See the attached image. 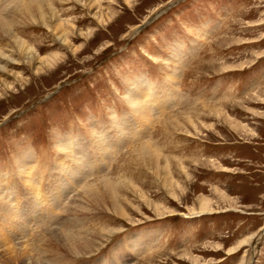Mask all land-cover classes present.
I'll list each match as a JSON object with an SVG mask.
<instances>
[{
  "label": "rangeland",
  "instance_id": "374dc122",
  "mask_svg": "<svg viewBox=\"0 0 264 264\" xmlns=\"http://www.w3.org/2000/svg\"><path fill=\"white\" fill-rule=\"evenodd\" d=\"M99 1V10H87L75 0L52 7L60 14L68 10L63 19H73L70 47L42 20L38 27L14 32L38 47L36 67L63 54L67 60L55 68L35 76L27 64L0 62L7 67L2 71L21 72L27 80L23 85L8 71L0 73L1 90L3 83L16 85L0 93V187L9 185L11 191L4 197H19L16 204L32 220L22 185L23 162L31 159L30 176L42 197L55 177L57 186L64 180L67 189L62 201L51 206V216L43 212L46 220L52 219L49 226L37 229L35 219L27 227L20 220L22 231H13L8 241L0 238V258L18 236L23 238L19 243L33 244L40 231L41 241L33 245L42 248L39 254L47 264H264V0ZM110 3L116 16L102 26L98 20ZM88 29L95 31L94 38L83 36ZM139 83L149 90L144 105L132 101ZM168 87L176 92L165 103ZM146 107L151 112L147 125ZM175 118L182 122L179 127L167 125ZM129 121L143 127L139 137L125 141L97 174L82 166L71 176L56 167L61 157L68 168L72 145L83 153L82 161L95 157L97 139H112L116 128L124 136ZM63 141L71 145L63 149ZM146 145L161 154L159 172H171L172 188L154 175L155 162L145 164L134 155ZM104 179L119 185L125 216L103 208L77 212L83 190ZM207 202L211 211L190 212ZM119 228L124 229L102 246L104 236L98 235L100 248L86 257L44 248L50 234L59 231L79 235ZM12 229L10 223L0 224L3 235ZM145 235L153 239L138 246Z\"/></svg>",
  "mask_w": 264,
  "mask_h": 264
},
{
  "label": "bare ground",
  "instance_id": "6f19581e",
  "mask_svg": "<svg viewBox=\"0 0 264 264\" xmlns=\"http://www.w3.org/2000/svg\"><path fill=\"white\" fill-rule=\"evenodd\" d=\"M59 1H62V0H0V40L3 42L2 45L4 46L2 48L0 47V62H4L5 65L11 64L13 66L14 65L19 66L20 64H23V65L27 64V66L31 70H34L35 76H40L41 73H43L44 69H46V71H47L50 67L55 68L58 61L63 63L64 61L67 60V59L65 60L64 57L62 56L63 54H61L60 56L57 57L58 58L57 61H51V60H48V58H47L45 60L46 63L44 65L36 67L35 63H36L37 58H38L37 57L38 47L36 45H31L29 42L26 41V39H23L18 34L14 33L16 31V29L19 27H25V26H27V27H34V26L38 27L37 25L42 20V24H45L46 28H48L52 33H54V35L58 36V40L62 41L63 44H66L69 47L72 46L70 38L74 34V24L72 23L73 19H70V18L69 19H63V17H64L63 14H65L68 10L63 9L62 10L63 12L61 11V14H60V11H58L56 9H55L56 11L55 10L52 11V7L54 5L61 6V7H63L65 5V4L64 5L61 4ZM75 1H76L75 3L80 4L82 7L86 8L87 10H89L91 8H93V9L97 8L98 10L100 9L99 6H100L101 2L99 0H75ZM128 1H130V0H128ZM72 2H74V1L68 2L67 4L72 3ZM46 8H49L48 10L49 11L51 10V13L49 11H47ZM108 8L109 9H107L105 12L106 14H102L100 19L98 20L102 26H109L110 22H111V18L113 19V17L116 16L114 6L111 4L108 6ZM53 12H55V13H53ZM48 13H50L49 19L46 17V15ZM97 15L98 14L96 13L95 16H97ZM47 23H49V24L47 25ZM94 33H95V31L93 29H88L87 33L84 34L83 36L86 39L91 38V36H92V38H94ZM84 48L85 47L82 46L81 48H79V51L83 52ZM7 53H9V54H7ZM9 59L11 61H13L15 64L10 63V61H7V63H6V60H9ZM2 69L3 70L7 69V67L5 66V68H4V67L0 66V73H2V75L3 74L4 75L9 74L10 76L12 75V76H14L15 81H17L18 83H21L23 85L25 84V82H27V80L23 78V74L21 72H13L11 74L9 70H5V71H8L6 74L5 71H2ZM45 73L46 72H44V74ZM3 85H4L5 89L4 88H3L4 90L0 89V93H5L4 92L5 90L7 92L8 90H13L16 87V85L13 83L12 84L3 83ZM18 85H20V84H18ZM165 90H166L165 93H168L167 99L165 100V103H169L170 97L172 98V95L176 91L174 89H172L171 87H168ZM148 91L149 90L147 88L143 89L141 87V83H139L137 90L133 91V93L136 92V94L134 96H132V101L137 100L139 103H142L144 105L143 102L147 98ZM171 93H173V94L171 95ZM132 105H133V103H132ZM141 108H143V107L138 105V109H141ZM148 112L151 113L150 109H147V107H146L145 114H143V115H145L143 122L146 125H147V119H146L147 116L146 115ZM141 117L143 119V116H141ZM171 121H172V123H171ZM171 121H169L167 125L174 124V126L179 127L180 124L182 123V122H179L180 120H177L176 118L171 120ZM126 124H127L126 129H127L128 133L124 134V136L121 137V135L119 134V132H120L119 129L116 128L115 132L113 133V135L114 134L115 135L112 137V139H110L109 135L106 137V139L105 138L102 139V141L97 139L99 142H98V144H96L97 145L96 150H98V151L97 152L95 151L96 152L95 157H91L90 159L88 157L87 158L85 157L86 161H82V158L84 156L83 153L79 152L80 150L78 151V149L76 150L72 145L71 146L72 149H71L70 154L68 155V160H67V161H70L69 166L67 165L68 168H66V166L64 164V162H66V161L63 160L61 157H59L56 160V165H58L56 167H58L62 171H67V173L71 176L72 175L76 176L77 173H80V171L77 169L82 168V166H84V167L87 166L85 168L87 172L89 170L92 174H95V173L97 174L98 172L101 171L102 163L104 161L108 160V158L112 155V153L114 151H116L117 149H119L120 146L122 144H124L125 141H127L131 138L134 139L137 136L139 137L138 131H139V129H143V127L142 128H139V126L137 127L135 122H134L135 125L132 124V121H129ZM114 126H116V125H114ZM140 135L143 136L144 133H142ZM93 143H91V144H93ZM62 145H63L62 148L66 149V146H69L71 144H68V143L65 144V142H64V144L62 143ZM75 145H76V143H75ZM79 146L82 147L83 143H80ZM91 146H94V145H91ZM69 148H67V149H69ZM134 155L138 156V160L144 161L145 164L147 163L148 159L155 162V164L157 165V170L155 171L154 175L159 180L162 179L161 181H162V183H163L162 185L164 187L172 188L171 187L172 183L169 180V179L172 180L171 172L168 171L165 174L164 173L161 174L159 172V168H160V165L162 163V156L155 148H152V146H150V145H146V146H143L142 149L139 150L138 152H136ZM85 158H84V160H85ZM28 163H32V159H31V161H27V163H26V161L23 162V167L24 168L26 167L23 174H25L26 176L23 177L24 179L22 181V185L25 187V191H26L25 194L28 197V199L25 198V201L28 203H31V205H32V208H33L32 216L34 217V219L32 216L30 217V218H32V220L28 219L29 218L28 215H25L23 213L21 207L19 206V204L18 205L16 204V202L20 199L18 196H22L20 193H18L16 195L18 197V199H16V200H13V198L10 199V197L5 198L4 195L6 196V194H7L10 196V194H11V191L8 189L9 185L7 184L8 186H6L5 189L0 187V224L4 225V224L10 223L12 228H13L11 230L12 231L11 234L5 233L3 235L4 232L3 233L0 232V238L4 239L5 241H8L11 237H13V234L15 233L13 231H19V232L22 231V225L18 224V222L20 220H23V224L27 226V224H30L32 221H35V219H36L37 222H35V223H36V225H38L37 229L41 226H44V227L46 225L49 226L50 221L52 219L46 220L49 217L44 216L43 212L44 213L46 212V214H49V216H51L55 211L54 209L52 210L51 206H54V203L56 201L61 200L60 198L64 197L65 192H67V189H63L65 181L61 180V185H60V183H58V186H57V182L59 181V179H57L55 177L53 182L52 181H51L52 183L50 182L51 185L49 186L48 190L46 191L45 196L42 197L40 192H39V189H40L39 186L35 185L33 178L30 176L32 166L28 165ZM20 168H22V167H20ZM167 169H168V167H167ZM52 171H53V169H52ZM51 173L54 175V173H56V172H51ZM86 174L87 173L84 172V177ZM75 176H73V177H75ZM89 176H90V174H89ZM73 177L71 178L70 181L73 180ZM99 178L97 180H99ZM9 180H11V177H9ZM113 180L104 179L102 181H97V182L91 184L90 186H88L87 188H85L83 190L81 198L79 199V202H77L78 204L77 203L75 204L76 211L80 212L82 214H87V213L91 214V212L89 211L90 208L93 209L92 211L100 210L101 208H103L105 211H107L109 213H113L114 215L125 216L126 210H123V208L121 207V204L119 203L118 194H117V188L119 185L114 186L112 184L114 182ZM168 180H169V182H168ZM46 181H44L43 183H40V185L45 187L46 184H48V180H46ZM73 182H74V180H73ZM79 182H78V184H79ZM0 183H1V181H0ZM6 183H8V182H6ZM2 184H4V183H2ZM74 184H75V182H74ZM99 184L103 185V188H100ZM65 186H66V184H65ZM11 189H12V187H11ZM42 189H44V188H42ZM76 190H78V189H76ZM29 196L32 198H30ZM14 203L16 204L15 206H14ZM85 203H87V205ZM54 208H55V206H54ZM57 208H58V206H57ZM156 210H157L158 216L159 215L164 216L163 210H160V208H156ZM211 210L212 209L210 208V203L207 202V203L202 204L199 209L193 208L190 212L196 213V211L205 212V211H211ZM174 212L175 211H171L169 213L173 214ZM35 214H39V215H35ZM78 222H80V221H78ZM72 226H74V225H72ZM10 229L11 228L9 227V231H10ZM123 229L119 228V229L111 230V231H107L106 229H100V230L93 231L94 233L90 231V232H87L85 234H79V235L72 234V231H67L65 233H61L60 231L57 233H53V234L49 233L50 234V237H49V239H50L49 244L50 245H48L47 247L45 246L44 248L47 251H52V252L56 251V252L63 253L64 255L68 254V255H75L77 257H86L87 255L93 254L94 251L95 252L98 251L100 246H102L106 240H108L114 234L122 231ZM73 231H75V230H73ZM79 232H81V231H79ZM40 233L41 232L39 231V233H37V235L34 236V242L35 243H33V244H36L38 241H41V235L39 237ZM98 235L104 236V240H101V243H99L100 246H98V244L96 242V240L98 239ZM142 238L144 240H140L138 246H141L143 244L147 245L153 239V237H150L149 235H145ZM1 239H0V244H1ZM20 239H23V238L18 236L17 240L14 239L15 244H14V240L12 241L13 243H11L10 241L7 242L8 245L14 244V247H13V249L2 253V256L0 258V264H47L43 260V257L39 254L41 252L40 249H42L39 245H37V247H35L31 243H25L24 244V243H22L23 241L19 243ZM42 243H44V242H42ZM135 246H137V244ZM135 246H133V247H135ZM45 250L43 249L42 252H45Z\"/></svg>",
  "mask_w": 264,
  "mask_h": 264
}]
</instances>
